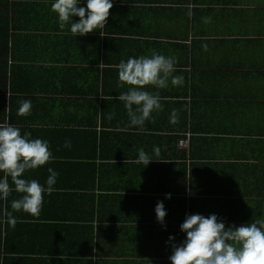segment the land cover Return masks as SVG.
Instances as JSON below:
<instances>
[{
	"label": "crops",
	"instance_id": "crops-1",
	"mask_svg": "<svg viewBox=\"0 0 264 264\" xmlns=\"http://www.w3.org/2000/svg\"><path fill=\"white\" fill-rule=\"evenodd\" d=\"M53 3L0 0V124L50 145L54 159L24 178L46 186L47 169L59 173L39 217L12 210L15 191L0 200V264H170L186 215L226 229L264 220V0H115L101 34L77 37ZM153 51L184 81L146 86L163 111L141 130L117 99L133 86L116 66ZM140 148L156 161L136 163Z\"/></svg>",
	"mask_w": 264,
	"mask_h": 264
},
{
	"label": "clouds",
	"instance_id": "clouds-1",
	"mask_svg": "<svg viewBox=\"0 0 264 264\" xmlns=\"http://www.w3.org/2000/svg\"><path fill=\"white\" fill-rule=\"evenodd\" d=\"M114 2L115 0H54L51 7L58 17L59 27L64 29L68 26L70 32L77 37L104 29ZM81 4L86 7H80ZM74 17H79V21H74ZM210 19L205 18V22H210ZM176 63L174 56L153 51L151 56L129 57L116 66L119 81L122 82L120 86H133L117 97L123 102L130 126L143 130L154 112L163 111L159 94L147 91L146 86L164 89L169 86V80L172 86L183 84V76L172 75ZM31 111V100L26 99L21 102L17 115H30ZM169 122L173 125L179 122L176 111L172 112ZM30 136L27 132L22 135L19 128L9 123L0 124V173H3L0 177V200H7L15 191L21 195L19 199L11 201L12 210L39 217L44 195H51L55 190L59 173L49 167L46 186L37 180L24 178L28 170L43 167L54 159L48 141L30 139ZM64 147L71 148V142L65 141ZM152 153L159 157L160 148L154 146ZM153 155L140 148L136 163H143L147 167L156 161ZM9 177L14 187L10 186ZM165 199H171V194H166ZM155 214L157 222L164 225L167 212L163 202L157 203ZM8 223L13 227L16 224L12 213L8 214ZM180 230L186 234V239L180 245L173 244L170 264H264V220L239 227L232 225L226 229L224 221L216 214L207 217L191 214L186 215ZM174 239L169 237L170 242Z\"/></svg>",
	"mask_w": 264,
	"mask_h": 264
},
{
	"label": "built area",
	"instance_id": "built-area-1",
	"mask_svg": "<svg viewBox=\"0 0 264 264\" xmlns=\"http://www.w3.org/2000/svg\"><path fill=\"white\" fill-rule=\"evenodd\" d=\"M185 143H186L185 140H181V141H180V144H181V145H184Z\"/></svg>",
	"mask_w": 264,
	"mask_h": 264
}]
</instances>
